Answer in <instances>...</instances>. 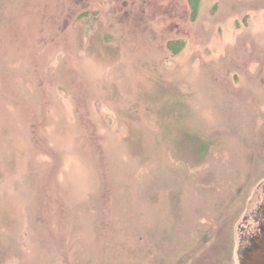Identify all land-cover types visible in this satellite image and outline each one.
<instances>
[{
	"label": "rangeland",
	"instance_id": "1",
	"mask_svg": "<svg viewBox=\"0 0 264 264\" xmlns=\"http://www.w3.org/2000/svg\"><path fill=\"white\" fill-rule=\"evenodd\" d=\"M264 204V0H0V264H238Z\"/></svg>",
	"mask_w": 264,
	"mask_h": 264
},
{
	"label": "water",
	"instance_id": "2",
	"mask_svg": "<svg viewBox=\"0 0 264 264\" xmlns=\"http://www.w3.org/2000/svg\"><path fill=\"white\" fill-rule=\"evenodd\" d=\"M248 243L249 247L243 258H239V264H264V224L258 234Z\"/></svg>",
	"mask_w": 264,
	"mask_h": 264
},
{
	"label": "flooded vegetation",
	"instance_id": "3",
	"mask_svg": "<svg viewBox=\"0 0 264 264\" xmlns=\"http://www.w3.org/2000/svg\"><path fill=\"white\" fill-rule=\"evenodd\" d=\"M261 210H260V214L257 217V226H256V232L252 233V234H248V240L246 242V244L243 246V248L241 249L240 253H238V264H239V258H243L244 253L246 252L247 248L249 247V241L254 238L256 236V234H258V232L260 231V229L262 228V225L264 224V217H263V213H264V204L262 206L261 204Z\"/></svg>",
	"mask_w": 264,
	"mask_h": 264
}]
</instances>
